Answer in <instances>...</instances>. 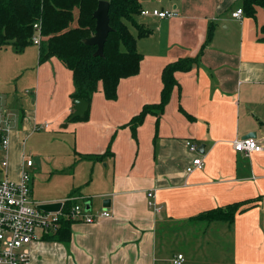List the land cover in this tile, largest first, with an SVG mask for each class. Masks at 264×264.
Segmentation results:
<instances>
[{
	"label": "crops",
	"instance_id": "0c3cea01",
	"mask_svg": "<svg viewBox=\"0 0 264 264\" xmlns=\"http://www.w3.org/2000/svg\"><path fill=\"white\" fill-rule=\"evenodd\" d=\"M139 2L146 9H173L177 16L137 18L151 30L137 40L143 54L140 71L120 80L115 100L105 99L100 85L87 121L69 120L75 88L66 76L73 82L72 72L61 60L40 62L36 44L37 52L33 44L22 53L11 46L0 49V130L9 138L5 157L13 170L22 158L18 174L10 178L6 171V177L20 181L26 169L23 140L39 127L60 123L65 135L72 130L74 151L99 164L91 177L94 189L34 200L81 197L93 213L111 212L94 223L73 222L67 242L32 243L31 263L173 264L175 254L183 253L184 264H193L194 253L212 236L207 240L227 241L229 263L264 264V149L246 154L233 144L256 132L264 146V9L235 18L232 12L244 8L243 0ZM197 56L191 70L175 72L177 85L164 110L148 113L134 135L127 123L145 105L160 102L164 67ZM36 64L35 78L27 83L30 90L16 94L8 77ZM187 140L199 149L204 145V152H191ZM196 156L203 157L204 167L189 173ZM149 191L160 212L149 206ZM234 203L243 205L233 223L198 218ZM214 251L222 257L219 245Z\"/></svg>",
	"mask_w": 264,
	"mask_h": 264
},
{
	"label": "trees",
	"instance_id": "16d2710c",
	"mask_svg": "<svg viewBox=\"0 0 264 264\" xmlns=\"http://www.w3.org/2000/svg\"><path fill=\"white\" fill-rule=\"evenodd\" d=\"M100 0H0V49L9 45L15 51L23 52L33 43L34 24L41 25L40 62L56 57L72 72L73 99L81 98L92 102L94 93L100 85L109 100L118 97V85L122 78L139 73L143 54L137 49L138 38L151 33L137 21L141 12L139 0H108L109 18L112 31L104 46V55L97 56L96 45H88L85 39L95 33L96 19L94 11ZM264 9V0H243V11L255 16L256 8ZM76 12L77 24L73 26ZM128 22L136 26L134 35ZM264 33V25L262 26ZM198 60L197 57L180 58L167 64L162 71L161 100L156 104H147L141 112L127 123L135 135L148 113L163 111L171 99L174 86L177 85L175 72L189 71ZM90 110V108H89ZM74 118L71 121L87 120ZM6 133L0 130V144ZM243 203H234L225 208L203 212L198 216L208 221L227 220L233 223ZM72 221L61 220L60 228L43 240L67 242L71 238Z\"/></svg>",
	"mask_w": 264,
	"mask_h": 264
},
{
	"label": "built area",
	"instance_id": "2783aa9c",
	"mask_svg": "<svg viewBox=\"0 0 264 264\" xmlns=\"http://www.w3.org/2000/svg\"><path fill=\"white\" fill-rule=\"evenodd\" d=\"M242 13L243 9L239 8L232 12V16L241 18ZM140 15L172 18L177 16V12L173 9L157 7L142 8ZM34 29L33 43L39 46L42 38L41 25L35 23ZM186 144L191 152L197 153L199 151V145L192 140H187ZM233 144L237 151L246 154L264 149V146L254 137L237 138ZM8 147L9 138L5 135L2 138L0 148L7 151ZM25 165L31 167L34 165V161L27 159ZM7 167L8 159L4 157L0 162V264H32L28 247L56 232L63 219L72 222L94 223L100 218L111 217L109 209L93 213L91 209L87 208V201L74 196L62 200V206L58 211H44L38 207L39 202L32 198L29 171L23 169L20 181L15 182L6 177ZM203 167V157L196 156L187 167V172L190 173ZM154 196L152 191L148 192V204L155 211L160 212L162 207L154 201ZM184 263V254H175L173 264Z\"/></svg>",
	"mask_w": 264,
	"mask_h": 264
},
{
	"label": "rangeland",
	"instance_id": "374dc122",
	"mask_svg": "<svg viewBox=\"0 0 264 264\" xmlns=\"http://www.w3.org/2000/svg\"><path fill=\"white\" fill-rule=\"evenodd\" d=\"M138 17L142 19L140 15H138L137 18ZM138 23L143 28L145 27L143 23L139 21ZM128 26L131 32L136 35L138 32L136 26L129 22ZM32 47L36 52L38 51L36 45L33 44ZM9 49L15 51L13 46ZM37 64L33 69L30 67L25 70L18 69L15 73L16 76L8 77L7 84L9 85L10 81V85L13 87L16 94L24 93L27 89L30 90L29 84L27 83L29 80L35 78L34 73ZM66 76L67 79L70 80V85L72 86L73 82L69 74ZM103 97L106 99L104 94ZM91 103L92 105H96L95 100ZM91 111L92 110H90V113ZM62 131H64V129L60 127V123H55L54 125L50 123V128L39 127L33 136L23 140L22 153L24 152L25 154V161L27 159H32L34 161V166L26 167L30 173L31 188L34 191V195L32 196L33 199L35 198L41 201L52 200L54 198H61L65 196V193L71 192L74 189L90 193L94 189V181H91V177L93 176V178H95L98 174L100 170L99 164L95 163V160L92 161L93 159L89 156L74 151V135L71 132L72 130H68L69 134L66 135ZM5 155V151L0 150V162L4 159ZM11 163L12 161H10L9 157L7 171L10 172V178L15 175V173L18 174L22 158L19 160L20 166L18 167V165H16L18 168L14 167L16 168L15 170L12 169ZM11 170H13V173H11ZM15 182H18V180ZM93 204L94 207H96L97 201L94 200ZM210 237L212 236H207L204 242H202V249L194 253L196 262L193 264H231L228 262L230 249L228 248L227 241L220 237L218 240L214 237V241L207 240ZM215 245H219V249L222 251V257L214 251Z\"/></svg>",
	"mask_w": 264,
	"mask_h": 264
},
{
	"label": "water",
	"instance_id": "95a60500",
	"mask_svg": "<svg viewBox=\"0 0 264 264\" xmlns=\"http://www.w3.org/2000/svg\"><path fill=\"white\" fill-rule=\"evenodd\" d=\"M109 9H110V2L108 0H100L98 4V8L94 11V18L96 19V27L95 33L85 39V43L88 45H96L97 50L95 51V55L103 56L104 55V46L106 40L108 38L109 33L112 31V27L110 25V18H109ZM90 108V102L77 98L74 99V111L70 116V119L74 118H85L86 113ZM256 132H251L245 135V137H256ZM204 145L200 146L199 151L204 152L203 149ZM87 208L91 209L90 203H86ZM62 206L61 201L55 202H45L39 203L38 207L44 211H58Z\"/></svg>",
	"mask_w": 264,
	"mask_h": 264
}]
</instances>
